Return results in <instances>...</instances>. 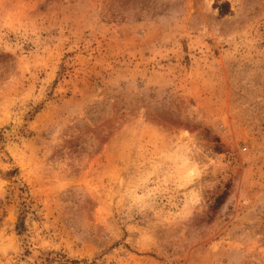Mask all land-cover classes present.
<instances>
[{"label":"rangeland","instance_id":"obj_1","mask_svg":"<svg viewBox=\"0 0 264 264\" xmlns=\"http://www.w3.org/2000/svg\"><path fill=\"white\" fill-rule=\"evenodd\" d=\"M0 264H264V0H0Z\"/></svg>","mask_w":264,"mask_h":264}]
</instances>
